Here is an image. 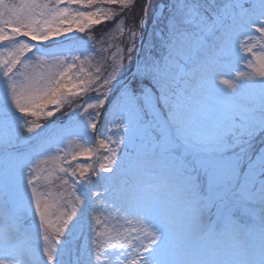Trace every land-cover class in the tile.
<instances>
[{"label": "snow or ice", "instance_id": "snow-or-ice-1", "mask_svg": "<svg viewBox=\"0 0 264 264\" xmlns=\"http://www.w3.org/2000/svg\"><path fill=\"white\" fill-rule=\"evenodd\" d=\"M134 7V0H0V146L23 141L27 149L15 157L4 154L0 194L17 204L25 203L26 197L37 237L32 240L26 233L13 240L15 216L7 212L0 227V264H66L84 223L95 235L86 236L80 245L86 264H169L165 230L174 228L175 221L166 212L158 219L150 198L167 186L166 180L156 177L145 185L144 194L130 195L120 178L150 156L172 159V128L177 137L182 134L187 123L182 115L192 119L218 114L216 141L222 149L226 145L221 142L237 127L249 135L256 127L264 130V45L255 51L257 39L264 41V0L250 5L242 0L222 5L217 0H145L143 15L127 28V55L120 51L110 62L108 55L96 60L92 53L111 52L105 44L115 37L109 29L97 40L90 34L93 27L115 21V29L124 32L126 13ZM149 25V54L133 62L135 40H144ZM249 28L258 37L248 36ZM241 52L256 57L259 67L236 73L235 82L219 79L229 88L224 92L218 78L227 61L239 59ZM257 93L258 118L255 109L239 103ZM65 102L71 105L67 113L62 111ZM30 117L43 118L44 123ZM57 120L61 126L53 137L48 133ZM73 137L92 146L69 160V154L61 155L55 145ZM34 143L39 150H33ZM49 163L57 167H42ZM53 171L62 179L71 178L73 191H80L57 202L58 215L49 203L52 194L39 190L44 174ZM96 187L103 192L87 195ZM98 200L110 211L139 217L142 227L130 226V231L112 238L115 242L102 244L105 233L97 231L101 220L90 216L100 211ZM205 202L206 198L193 201L196 206ZM184 254L177 249L178 256ZM67 264L84 261L78 255ZM259 264H264V257Z\"/></svg>", "mask_w": 264, "mask_h": 264}, {"label": "rangeland", "instance_id": "rangeland-1", "mask_svg": "<svg viewBox=\"0 0 264 264\" xmlns=\"http://www.w3.org/2000/svg\"><path fill=\"white\" fill-rule=\"evenodd\" d=\"M15 2H19V0H15ZM217 2L222 5L227 0H217ZM242 2L250 5L254 0H242ZM134 3L135 7L126 13L127 24L124 32L115 29V21L93 27L90 34L97 40L101 38V33L107 32L109 29L113 30L111 35L115 37L105 44L106 49L111 47V52L99 55L92 53L96 60L108 55V62H110V57L120 51H123L125 56L127 55V28L138 22L143 15L145 0H134ZM101 7L106 8L107 6L101 5ZM150 28L149 25V28L145 29L144 40L139 38L135 40L133 62L138 56L149 54L148 47L153 42ZM246 34L258 37V33L251 28L246 30ZM260 45H264V41L257 39L256 52L261 51ZM65 46L68 47L70 44L66 42ZM85 47L88 45L85 44ZM89 51H91L90 48ZM97 51H99V45H97ZM65 55H69V53H65ZM95 62L90 61V63ZM124 63L127 64L128 60L125 59ZM227 64L222 76L218 78V83L219 79L235 82L239 79L236 76L238 72H255L259 67V60L252 54L241 52L239 59L232 57L227 61ZM219 88L224 92L229 91L228 86L222 83H219ZM239 103L255 109L257 118L260 116L261 105L258 93L255 96L243 98ZM70 107L71 105L65 102L62 111L67 113ZM30 119L44 123L43 118L30 117ZM181 119L187 123L179 137L176 136L175 126L172 128L175 139V146L171 153L172 159L150 156L139 168L122 176L120 180L126 182L125 186L130 195L144 194L145 185L156 177H163L166 180L167 186L159 192L150 194V198L158 219L159 213L166 212L175 221L174 228L170 231L165 230V254L166 248L172 249L174 252L172 258L166 259L169 264H180L181 257L177 255V249L184 250L183 256L197 264V254L194 249L202 250L200 242L204 239H210L215 243V245L210 243L207 248L208 255L205 259H209V264H259L261 258L264 257V155H262L264 153V130L256 127L249 135L247 129L237 127L233 135L226 137L221 142L226 145V148L222 149L216 141L217 129L220 126L218 114L211 113L206 117L192 119L182 115ZM59 122L61 121L55 122V128H52L54 125L51 126L49 135L56 136L57 130L60 128L56 125ZM91 146L80 137L68 138L64 143L55 145L62 149L61 155L65 152L69 154V160L71 155ZM26 150L23 141H13L11 145L0 146V164L3 163L5 153H10L15 157ZM33 150H39L38 143H34ZM51 155H56V153L52 152ZM42 158L38 157V159ZM42 167L56 168L57 165L49 163ZM25 174H27V169H25ZM44 175L46 178L41 179L39 190L52 194L49 203L53 206L52 211L58 215L57 202L70 198V192L72 195H79L80 191H73V180L67 177L62 179L58 171ZM189 177L191 182L188 180ZM65 179L67 183H65ZM75 187L79 189V184H76ZM30 190L29 187L28 191L30 192ZM96 192H103V188H92L87 195L93 196ZM197 198H206V202L196 206L193 201ZM96 208L100 211H92L90 216L93 220L96 218L101 220V226L97 231L105 233L101 237L102 244L106 240L115 242L112 238L117 233L124 235L126 230L130 231V226L142 227L140 223H137L139 217L124 212L110 211L103 206V201L98 200ZM9 211L15 216L12 239L23 238L28 233L32 240H36V224L33 221L32 210L27 207L26 197L25 203L17 204L11 198L5 199L0 194V227L4 225L7 219L6 213ZM117 216L119 219H116ZM53 220H55V215ZM88 235H92L95 239L94 233H89L87 223H84L76 232L71 253L65 257L66 264L69 259L75 261L78 255L86 264V257L82 254L80 245L84 244L85 237ZM133 238H135V234ZM172 242H176L177 245L174 246ZM39 243L42 249V232L39 236Z\"/></svg>", "mask_w": 264, "mask_h": 264}, {"label": "bare ground", "instance_id": "bare-ground-1", "mask_svg": "<svg viewBox=\"0 0 264 264\" xmlns=\"http://www.w3.org/2000/svg\"><path fill=\"white\" fill-rule=\"evenodd\" d=\"M210 243H212L213 245H215L214 242H211L210 239H204L202 242H200V245L202 246V250L201 249H197L194 251L197 254V259H198V263L197 264H209L208 260L209 259H205L207 257V248L209 247ZM167 255H165V259L167 257H172L171 255H174V252H172V249H167L166 250ZM188 257V256H187ZM182 260V264H194L190 259L186 258V257H181L180 258V262Z\"/></svg>", "mask_w": 264, "mask_h": 264}]
</instances>
